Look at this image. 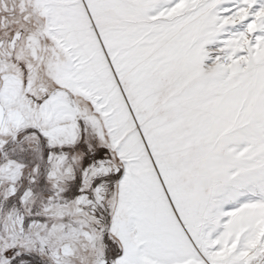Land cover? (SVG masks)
I'll use <instances>...</instances> for the list:
<instances>
[{"label":"snow or ice","instance_id":"6c2138e0","mask_svg":"<svg viewBox=\"0 0 264 264\" xmlns=\"http://www.w3.org/2000/svg\"><path fill=\"white\" fill-rule=\"evenodd\" d=\"M0 264H264V0H0Z\"/></svg>","mask_w":264,"mask_h":264}]
</instances>
